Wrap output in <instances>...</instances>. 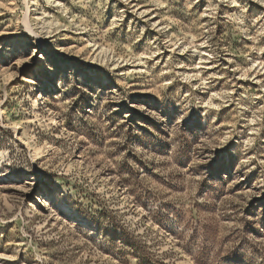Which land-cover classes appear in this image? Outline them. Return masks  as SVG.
<instances>
[{
  "label": "rangeland",
  "instance_id": "obj_1",
  "mask_svg": "<svg viewBox=\"0 0 264 264\" xmlns=\"http://www.w3.org/2000/svg\"><path fill=\"white\" fill-rule=\"evenodd\" d=\"M0 264H264V0H0Z\"/></svg>",
  "mask_w": 264,
  "mask_h": 264
},
{
  "label": "bare ground",
  "instance_id": "obj_2",
  "mask_svg": "<svg viewBox=\"0 0 264 264\" xmlns=\"http://www.w3.org/2000/svg\"><path fill=\"white\" fill-rule=\"evenodd\" d=\"M41 98V101L44 99V97H40Z\"/></svg>",
  "mask_w": 264,
  "mask_h": 264
}]
</instances>
